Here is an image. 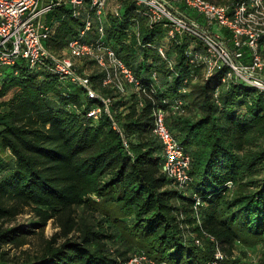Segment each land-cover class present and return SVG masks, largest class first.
Listing matches in <instances>:
<instances>
[{
  "label": "trees",
  "instance_id": "1",
  "mask_svg": "<svg viewBox=\"0 0 264 264\" xmlns=\"http://www.w3.org/2000/svg\"><path fill=\"white\" fill-rule=\"evenodd\" d=\"M117 4L121 17L113 11ZM71 9L66 0L43 17L54 29L45 45L56 55L66 54L84 24ZM96 35L94 27L89 39ZM164 38L165 29L148 25L134 0L109 1L105 39L142 88L106 87L94 60L75 59L90 87L114 99L111 116L98 119L88 115L99 103L89 99L87 87L45 66L0 65V264H9L5 245L22 246L34 231L3 226L27 207L38 217L37 227L44 230L52 219L60 230L21 264H117L141 251L169 264H209L211 237L227 256L237 242L264 247V95L243 82H222L226 68L206 78L204 67L186 54L204 49L196 37L166 45L171 69L149 46L164 45ZM177 97L183 112L173 107ZM157 107L191 156V182L184 189L162 170V144L152 131ZM196 196L202 200L197 210ZM80 207L90 212L78 217ZM126 217L133 219L129 226ZM118 233L125 249L113 246ZM255 264H264V252Z\"/></svg>",
  "mask_w": 264,
  "mask_h": 264
},
{
  "label": "built area",
  "instance_id": "2",
  "mask_svg": "<svg viewBox=\"0 0 264 264\" xmlns=\"http://www.w3.org/2000/svg\"><path fill=\"white\" fill-rule=\"evenodd\" d=\"M65 1L51 0L42 6V0H0V65L25 63L31 69L45 66L62 80L87 87L89 99H96L99 103L89 110L90 117L98 119L103 113L111 116L113 97L100 95L91 88L89 77L78 71L75 61L94 60L104 71L103 85L106 87L119 92H125L127 84L142 88L141 80L105 39L106 11L110 0H68L72 6L70 14L82 18L84 24L78 34L69 40L66 54L60 56L52 53L45 45L54 29L43 17ZM134 2L148 25H161L165 29L164 45L149 46L167 60L171 69L173 63L168 58L166 45L182 36L196 37L203 42L204 49H188L186 54L191 64L204 67L206 78L226 68L222 82H243L264 95V0H235L229 4L210 0ZM175 3L196 11L205 21L201 22L182 13L175 7ZM113 11L121 17V4H117ZM94 27L97 35L89 39ZM137 28L135 25L132 32L138 33ZM156 75L153 72V79ZM183 104V100L177 97L173 107L183 112ZM153 114L155 119L152 131L163 149L162 170L180 189H184L191 182V156L171 132L166 122V112L157 107ZM114 127L118 130L117 126ZM201 204V198L196 196L195 209ZM211 240L215 252L209 264H227L228 256L220 244L214 237ZM195 244L201 245V239H196ZM117 264L169 263L152 259L141 251Z\"/></svg>",
  "mask_w": 264,
  "mask_h": 264
},
{
  "label": "rangeland",
  "instance_id": "3",
  "mask_svg": "<svg viewBox=\"0 0 264 264\" xmlns=\"http://www.w3.org/2000/svg\"><path fill=\"white\" fill-rule=\"evenodd\" d=\"M48 0H43L42 6L46 5ZM226 2L228 0H219ZM230 1V0H229ZM178 9H186L188 12H190L189 9L185 7H177ZM215 82V81H213ZM159 85H161V80L159 78ZM190 92L192 93V96L197 98L199 96V87L193 86L190 88ZM199 99V98H197ZM192 100L190 98V102L192 104ZM193 112H195V109H192ZM9 153V152H8ZM8 153L5 154L8 155ZM89 210L78 208L77 209V216H84L86 213H89ZM97 216V215H96ZM38 220V217L35 215V213L31 210V208H25L22 213L17 215L14 219L7 220L3 223L4 227H14V228H28L31 230H34L33 233H30L27 236V243L18 246L17 244H7L3 247V250H6L8 252L7 256L5 257V261L9 264H21L24 258H26V255L29 254H35L37 253L40 248L41 244L45 237H50L55 232H58L60 230L59 227H57L56 222H54L52 219L48 221L47 225L45 226V229L42 230L40 227H37L34 222ZM125 224L129 226L133 219L130 217H126L123 219ZM124 238V237H123ZM121 237V234L118 233L115 236V241L113 243V246L115 248H122L125 249L124 245V239ZM262 244H257L255 246L251 247H245L241 243L237 242L235 249L233 250V256H228V259L231 257V261H227V264H232L233 261H236V264H255L259 262L260 256L262 252H264V247L261 246ZM130 252V251H129Z\"/></svg>",
  "mask_w": 264,
  "mask_h": 264
},
{
  "label": "crops",
  "instance_id": "4",
  "mask_svg": "<svg viewBox=\"0 0 264 264\" xmlns=\"http://www.w3.org/2000/svg\"><path fill=\"white\" fill-rule=\"evenodd\" d=\"M51 0H48L47 2L49 3ZM42 2H43V0H42ZM47 3V4H48ZM192 13H194L196 16H198V19L201 21V22H204L205 20H204V18L202 17V16H200L196 11H194V10H190ZM191 13V14H192Z\"/></svg>",
  "mask_w": 264,
  "mask_h": 264
}]
</instances>
